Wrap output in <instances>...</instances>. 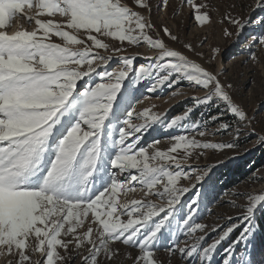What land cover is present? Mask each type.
Here are the masks:
<instances>
[{
  "label": "snow or ice",
  "instance_id": "6c2138e0",
  "mask_svg": "<svg viewBox=\"0 0 264 264\" xmlns=\"http://www.w3.org/2000/svg\"><path fill=\"white\" fill-rule=\"evenodd\" d=\"M167 4L168 0H162L161 6ZM256 6L264 8V2ZM25 7L38 9L39 16L58 14L65 22L35 18L39 35L36 30H0V247L18 258L16 264H63L72 258L67 253L74 245L81 264H99L102 255L108 259L117 255L111 245L119 241L142 253L133 264H157L154 245L170 241L165 249L185 259V264H214L218 249L228 242L222 264H264V254L249 250L264 229V223H257V212L264 210V194H236L237 199L246 195L244 203L229 201L240 210L238 220L221 214L216 223L198 222L215 165L197 168L193 176L182 163L193 152L200 157L203 150L211 149L214 155L219 152L216 164H224L233 158L225 152L239 155L241 138L255 132L248 112L231 92L232 85L149 34L159 31L151 19L150 0H134L133 6L121 0H0V29H7ZM193 7L200 25L211 22L210 3ZM226 19L238 32L252 22L231 15ZM256 23L264 28V18ZM81 31L91 42L83 49L73 47L85 44L77 35ZM162 31L177 40L167 27ZM53 35L63 43L54 42ZM99 37L130 45L146 43L159 49V55L146 58L149 63L140 66L125 86L137 57L121 56V70L98 72L97 60L107 65L113 59L94 52L109 47ZM256 43L264 45V32ZM187 48L195 52L192 45ZM215 51L219 54V49ZM251 58L256 59L254 53ZM93 74L102 82L93 85ZM149 78L154 81L152 92L164 86L174 88L182 80L204 92L193 97V105L183 115L165 125L184 130L167 151L156 147L159 141L138 147L143 138L138 134L159 122L158 115L149 117L145 110L137 117L151 123H132L138 91L134 85ZM200 107L215 108L218 113L210 120L192 122L191 113ZM225 115L231 121L222 119ZM212 122L216 127L209 131ZM217 134L228 138L198 139ZM257 143L264 145V135L257 136ZM181 149L184 155L178 158L175 154ZM188 179L195 180L190 187L180 184ZM136 185L145 192V199L120 204L119 191H135ZM151 197L166 204L155 203ZM90 214L98 227L81 233L78 230ZM211 233L216 235L209 240ZM85 244L89 250L82 255L79 250ZM30 253L39 254L40 259L33 261Z\"/></svg>",
  "mask_w": 264,
  "mask_h": 264
},
{
  "label": "rangeland",
  "instance_id": "374dc122",
  "mask_svg": "<svg viewBox=\"0 0 264 264\" xmlns=\"http://www.w3.org/2000/svg\"><path fill=\"white\" fill-rule=\"evenodd\" d=\"M35 2V0H33ZM122 3L129 6L134 5V0H121ZM258 2H264V0H192V3L187 0H168L167 5H162V0H150L153 6L152 21L159 29L158 33L153 34V38L163 39L166 45L173 50H179L187 55L191 60L200 63L203 67L212 70L215 73L220 74V79L225 84H231V92L234 94V98L239 102L248 112L250 119L252 120V126L255 128V132L241 138L240 147L236 151L239 155H234L233 152H225V156H232L233 158L226 161L224 164H216V157L219 156V152L215 155L213 150H203V156L198 157L196 152H193L192 157L186 161H182L187 171L193 172V176L196 174L195 169H203L209 165H215L212 169V180L208 183V193L200 210V221L205 223H216L219 220L221 214L224 216H232L238 220L240 216V210L233 207L229 201H236V203H244L246 195H241L237 199L236 194H264V145L257 143V136L264 135V45L256 43V38L264 32V28L259 23H256L258 18H264V8L257 7ZM210 3L213 6V10L210 12L211 22H206L204 25H200L195 20L196 11L193 4ZM205 11V9H201ZM38 9H29L25 7L23 12H17V14L9 21L7 29L10 32L15 31H38V35L42 34L39 31V26L35 24V18L41 20H52L54 23H64V18L55 16H39ZM147 15V13H145ZM239 17L252 21L242 32H238L235 25H232L226 19L227 16ZM32 16L34 19L29 21L26 17ZM167 27L174 35L177 36L176 41H172L170 37L166 36L162 29ZM71 31L70 29H65ZM226 32H231V35H227ZM78 38L85 41L84 45H76L73 47L83 49L85 45H90L87 36L81 33L77 34ZM104 43L108 44V49H94V52H98L101 56H112L113 59L108 62L107 65H103L99 60L94 64L96 70L100 71H119L123 65L119 57L121 56H133L137 59L134 61L133 71L129 73V77L126 78L124 84L127 86L130 81L134 79L138 73L140 66H146L149 63L148 57L155 58L159 55V49H154L150 45L144 43L141 45H130L127 42L121 43L120 41L112 37H99ZM52 40L57 43H63V41L52 36ZM192 45L195 52L188 50L187 45ZM115 49H122L120 52L114 51ZM216 49H219V54L216 53ZM255 54L256 59H252V54ZM98 65V66H97ZM85 80L87 78H84ZM102 82L99 78L93 74V85L95 83ZM154 81L144 79L134 87L138 88L136 92V101L133 104L135 109L133 113L132 123L136 125L151 123L150 119L146 120L143 117H137L138 113H142L145 110L148 111L149 117L151 115H158L160 121L153 124L151 128L143 131L141 134L142 139L138 144V147H148L159 141L156 147L162 151H167L174 141V137L184 134V130L179 127H173L168 129L165 125L172 119L184 114L188 107L193 105V97L203 96L204 92L197 90L188 81L182 80L174 88H168L164 86L162 89L152 92L150 87ZM83 81L78 82L79 84ZM174 91H179L180 95L173 96ZM119 100V99H118ZM177 101L173 106H168L171 101ZM218 110L206 109L204 107L196 108L190 115L192 122H203L210 120L212 116L217 115ZM224 120L231 121L230 115L222 117ZM188 123V121H184ZM216 127L215 122L210 123L209 131ZM228 137L223 134H217L216 136L206 135L203 138L198 137L204 141L220 142ZM153 151L149 148V153ZM199 151V150H198ZM175 155H184L183 149L179 150ZM223 158V157H221ZM245 166L241 167L235 175V179L232 183H229L230 174L228 170L223 169L225 165L231 163H244ZM153 163H161V161H155ZM194 179L181 180L180 184L185 187H190L194 183ZM131 185H129L130 187ZM203 191V189H200ZM145 199V192L140 190V186L136 185L135 191H128L126 188L119 191L117 200L120 204H130L133 200ZM155 203L166 204V201L157 197H151ZM119 211V210H118ZM122 220H126V216L120 217ZM224 223V221H219ZM232 221H228L231 223ZM88 227L96 229L98 225L92 223L91 214L89 218L85 220L84 227L79 229L81 233L86 231ZM96 232L93 233V239L96 238ZM216 233H211L209 240L215 237ZM238 235V233H237ZM63 238V237H62ZM185 238L181 236V241ZM255 240L250 244L249 250H252ZM170 244V241H164L161 244L154 245V259L157 264H185V259H182L179 255H173L165 249V244ZM228 242H225L217 254L214 257V264H222L224 258V248L227 247ZM112 249L117 252L115 257L108 259L101 256L99 264H133L134 258L142 255L138 248H134L128 245H123L117 241L111 245ZM243 250V245H241ZM61 255H66L63 249H58ZM89 246L85 244L79 252L82 255L88 253ZM33 261L40 259L39 254H32ZM71 259L63 262V264H81L80 258L77 257V253L74 245L67 253ZM17 257L9 254L6 249L0 247V264H16Z\"/></svg>",
  "mask_w": 264,
  "mask_h": 264
},
{
  "label": "trees",
  "instance_id": "16d2710c",
  "mask_svg": "<svg viewBox=\"0 0 264 264\" xmlns=\"http://www.w3.org/2000/svg\"><path fill=\"white\" fill-rule=\"evenodd\" d=\"M245 161L244 163H231L228 165H225L224 167H222L225 170H228L229 174H230V178L229 179V183H232V180L235 179V175L236 172L243 166H245ZM257 223H264V210L258 211L257 212ZM238 233V232H237ZM237 233H235L234 235H237ZM251 251H255V253L259 256L261 254H264V229H261L255 239V242L253 244L252 250Z\"/></svg>",
  "mask_w": 264,
  "mask_h": 264
},
{
  "label": "bare ground",
  "instance_id": "6f19581e",
  "mask_svg": "<svg viewBox=\"0 0 264 264\" xmlns=\"http://www.w3.org/2000/svg\"><path fill=\"white\" fill-rule=\"evenodd\" d=\"M176 103H177V101L173 100V101H171V103H169L168 106H169V107H170V106H173V105H175Z\"/></svg>",
  "mask_w": 264,
  "mask_h": 264
}]
</instances>
